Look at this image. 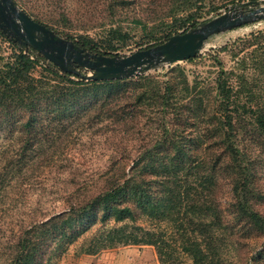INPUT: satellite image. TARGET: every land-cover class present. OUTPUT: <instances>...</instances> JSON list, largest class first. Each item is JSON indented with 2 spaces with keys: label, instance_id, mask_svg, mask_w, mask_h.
<instances>
[{
  "label": "rangeland",
  "instance_id": "obj_1",
  "mask_svg": "<svg viewBox=\"0 0 264 264\" xmlns=\"http://www.w3.org/2000/svg\"><path fill=\"white\" fill-rule=\"evenodd\" d=\"M246 1L249 0H19L23 6L33 7L40 19L53 17L52 29L57 36H86L105 46L112 42L116 46L113 53L120 57L145 49L172 27L182 31L176 21L182 16L193 14L197 23L190 28H198L232 9L248 12L250 7L243 6ZM112 28L126 34L124 42L112 38ZM260 31L264 32V18L212 34L191 61L158 63L130 77L147 75L154 82L131 90L127 97H107L102 87H96L79 92V104L75 109L69 107L60 117L54 116L56 112L49 113L43 103L32 111L18 109L7 115L0 111V264H6L9 246L23 227L65 210L68 201L79 202L99 192L111 175L120 178L136 174L138 178L157 179L163 173L162 163L171 166L191 193L199 192L195 198L207 195L209 206L218 216L217 244L223 264H264V234L235 209L233 186L241 177L224 148L223 135L209 119V100L220 71L230 78V85L239 87L242 102L264 109V66L260 63L264 61V47L251 36ZM5 35L0 36V54L9 56L11 37ZM40 70L36 67L34 76H39ZM130 78L127 82L132 87L137 79ZM165 82L171 90L168 104L175 105L173 108L163 110L157 98L135 103L142 90L164 92ZM116 101L120 104L114 108L121 106L117 115L122 118L108 112L109 103ZM235 122V142L246 154L244 164L249 169L248 200L264 217V134L250 117L235 118ZM182 130L186 142L180 147L185 153L177 157L173 155L176 149L171 145L172 132ZM160 139L163 143H156ZM24 145L22 156L18 152ZM147 149L151 150L149 159L131 169L133 161L143 157ZM12 158L17 163L9 168L7 163ZM148 162L153 165L152 171L145 172ZM12 169L14 177L23 179L13 187L7 184ZM207 175L208 183L204 179ZM151 188L159 194L158 184L153 183ZM139 213L137 210L136 225L156 226L155 230L168 226L165 238L177 249L179 233L172 223H153ZM190 215L188 220H200V213L192 214V219ZM94 224L68 246L61 241L49 243L40 264H160L150 245L79 253L83 240L100 228L97 220ZM174 253L177 264H193L180 249Z\"/></svg>",
  "mask_w": 264,
  "mask_h": 264
},
{
  "label": "trees",
  "instance_id": "obj_2",
  "mask_svg": "<svg viewBox=\"0 0 264 264\" xmlns=\"http://www.w3.org/2000/svg\"><path fill=\"white\" fill-rule=\"evenodd\" d=\"M13 1L34 20L52 29V21L55 22L53 17L40 19L33 7L31 8L27 4L23 6L19 0ZM62 16L66 17L65 15ZM176 21L180 22L179 27L182 31L179 32L176 27H172L160 38L150 42L146 48L163 43L171 35L185 32L197 23L193 14L182 16ZM53 31L57 33V31ZM110 32L114 34L112 35L113 39L125 41L126 34L121 33L118 28H112ZM0 36L6 37L7 35L0 30ZM251 36L257 44L264 47V32L260 31ZM66 38L72 40L77 46L96 54L108 55L116 50V46L112 42L105 46L86 36L73 37L67 35ZM253 40L250 39L249 41L252 42ZM9 42L12 47L11 54L9 56L0 54V111L4 112L5 115L18 109L32 111L43 103L49 107V113L56 112L54 116L60 117L66 113L69 107L74 108L79 104L77 103L79 100L78 93L81 91L102 87L107 93V97L115 95L117 98H121L127 97V94L137 88L145 87L148 83L154 82V78L147 75L130 78L137 79L134 83L132 82V87L128 86L127 78L102 81L86 80L85 77H79L73 73L61 72L56 65L31 47L24 50L17 42H13L11 39ZM192 59L189 58L185 61ZM260 63L264 66V61L263 63L260 61ZM36 67L41 68L37 77L33 74ZM229 80L230 78L223 75V71H220L215 81L214 94L209 100L212 105V113H210L209 119H212L211 121L216 125L217 130L223 135L221 141L224 148L230 153L241 177L240 180L234 182L233 186L235 209L240 216H244L264 234V217L252 208L248 200L249 169L244 164V161L247 160L246 154L239 149L235 142L237 138L235 118L250 117L254 119L258 130L264 134V109L259 106L252 107L246 102H242L238 94L239 87L235 89L234 86L230 85ZM168 94L171 95V90L165 82L164 92L161 93L159 89L153 88L142 90L136 96L135 103L146 100L153 101L154 98H157L160 107L167 110L169 107L175 106L168 104ZM173 97L177 100L180 99V96ZM118 104L120 103L117 101L115 103L110 102L108 112L121 117L117 115L121 106L118 109L114 108ZM130 104L132 105V103ZM121 112L128 114L124 112V109ZM27 125H30V122H27ZM183 132V130L182 132H172L174 138L171 140V145L176 149L173 155L177 154V157L179 154L185 153L180 147L186 142V137L182 136L184 135ZM156 143L162 144L163 139ZM25 148L24 145L18 154L23 156ZM150 152L151 150L147 149L143 157L134 160L131 169H134L140 161L149 159ZM16 163L17 160L12 158L7 164L11 168ZM160 165L163 173L157 179L138 178L136 174L127 177L126 174H123L120 178H114V175H111L107 179L106 186L99 192L85 196L79 202L68 201L65 210L23 227L15 242L9 246L7 258L5 257L6 264H40L43 256L48 253L49 243L61 241L62 244L68 246L92 228L96 220L99 222L100 228L90 238L83 240L79 253L98 254L103 250L118 246L150 245L155 248L160 264H177V256L174 253L177 249L190 256L193 264H223L217 244L216 222L218 216L216 210L209 206L207 195L202 196L200 200L198 197L195 198L196 194H199L198 191H195L196 194L191 193L190 189L184 186L183 181L176 178L177 174L173 173L171 166L169 168L164 163ZM151 166L153 165L149 162L145 164L144 171H152L150 170ZM11 173L12 175L10 174L7 178V184L13 187L23 183L22 178L13 176V169ZM13 178H15L14 181ZM204 179L208 183L209 175L205 176ZM153 183L160 186L159 194H156L151 188ZM205 187L209 186L206 184ZM137 210L140 211L139 214L143 218L153 223L155 221L172 223L174 229L179 233V239L176 242L178 243L177 249L167 237L165 238L167 232L164 229H167L168 226H164V229L155 230L156 226L146 228L142 225H136L135 221L139 218L136 214ZM197 213L201 215L200 220L197 222L188 220L189 214ZM191 215L190 219H192ZM213 217L214 220H212ZM261 254L262 252L259 251L258 255Z\"/></svg>",
  "mask_w": 264,
  "mask_h": 264
},
{
  "label": "water",
  "instance_id": "obj_3",
  "mask_svg": "<svg viewBox=\"0 0 264 264\" xmlns=\"http://www.w3.org/2000/svg\"><path fill=\"white\" fill-rule=\"evenodd\" d=\"M243 6L250 7V10L232 9L220 13L198 28L171 35L163 43L123 57L116 53H92L72 40L57 36L52 29L20 9L13 0H0V30L24 50L31 47L42 54L61 72L73 73L86 80H114L130 78L158 63L173 64L193 58L212 34L264 18V3L260 0L246 1ZM85 71L88 73L84 74Z\"/></svg>",
  "mask_w": 264,
  "mask_h": 264
}]
</instances>
